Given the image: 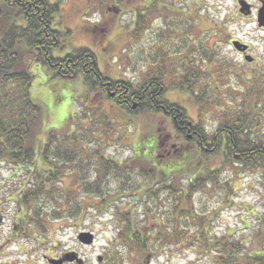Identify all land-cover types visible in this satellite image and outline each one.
I'll list each match as a JSON object with an SVG mask.
<instances>
[{"label": "rangeland", "instance_id": "1", "mask_svg": "<svg viewBox=\"0 0 264 264\" xmlns=\"http://www.w3.org/2000/svg\"><path fill=\"white\" fill-rule=\"evenodd\" d=\"M50 1L59 3L57 14L61 15L63 26L70 31V47L74 44L75 47L90 48L100 69L110 78L136 82L145 76L151 65L174 71L171 79L174 81L180 73L177 69L182 71L193 67L196 72L200 70L196 86L199 99L181 91H169L167 97L186 108L189 118L207 132L215 131L232 107L243 104L248 110L259 96L264 99V33L254 17L240 14L236 0H156L146 28L137 31L139 35L133 38L130 37L135 28L133 13L143 0H123L115 7L110 4L112 0ZM98 22L99 26H96ZM233 39L250 46L248 54L254 58L251 63L233 48ZM68 49V46L56 48L52 54L61 56ZM31 71L34 78L30 95L42 110L41 140L52 129L67 132L71 124L67 118L75 114V120L92 124L96 139L91 146L100 144L104 155L118 161L131 154L130 144L136 143L141 133L137 127L146 131L147 126L151 130L150 126L155 125L158 133L173 135L171 146L183 144L170 131L169 122L164 118L133 116L116 106H113L114 110L98 92L85 97L89 91L80 80L51 77L42 66H33ZM167 84L172 86L170 80ZM102 108L107 110L111 123L113 119L120 123L108 129L105 122L109 120L103 118L99 111ZM84 113L87 116H83ZM149 142L154 143L152 136ZM190 153L184 150L179 160L183 161L184 171H188L191 177L196 174L204 179L209 172L205 163L216 170L215 179L204 182L200 189L192 192L195 211L211 216L214 235L241 244L235 264H249L252 258L247 261L246 257L255 251L262 252L263 256H260L261 261L252 264H264V244H260L264 231V180L261 171L239 172L226 165L221 166L222 157L219 155L211 157L208 162L205 159L199 161L195 166L201 167L192 171L193 164L187 161V157L192 155ZM87 156L81 158V165L86 169L84 176L92 180L99 171L95 160ZM195 159L200 160L201 157L196 155ZM37 165L46 167L41 158ZM64 177L63 182L57 179L51 183L52 188H56L54 194L40 195L32 204L24 205L18 199L31 188L29 171L18 169L6 160L0 163L1 259H6L7 264H138L128 252L123 253V244L117 236L120 226L115 214L126 208L123 198H117L109 205L101 204V196L84 194L79 183H72V175ZM100 177L105 178L106 190L114 193L117 189L116 174L108 172ZM130 177L131 184L137 182L135 174H130ZM183 183L190 184L186 179ZM61 186L71 191V199L66 201L68 204L59 191ZM73 199L82 205V212L68 219L63 215L65 209L73 204ZM36 210L38 214L34 215ZM54 212L62 217L54 218ZM81 232H90L93 241L90 244L80 242L78 235ZM200 252L193 247L170 250L148 257L139 264H213Z\"/></svg>", "mask_w": 264, "mask_h": 264}, {"label": "trees", "instance_id": "2", "mask_svg": "<svg viewBox=\"0 0 264 264\" xmlns=\"http://www.w3.org/2000/svg\"><path fill=\"white\" fill-rule=\"evenodd\" d=\"M155 1L143 0L133 13V18H136L131 38L137 37V31L146 28L147 18L155 10ZM122 2L112 0L109 3L115 7ZM163 4L166 5L165 2ZM58 11V1L0 0V163L6 160L30 173L31 188L18 199L20 204L30 205L40 195L54 194L53 180L63 182L64 176L72 175V183L80 184L79 189L84 194L101 196V204L109 205L117 198H123L126 208L115 214L120 226L117 236L123 244V253L128 252L138 264L155 254L186 247L201 251L213 264H235L241 244L214 235L211 216L197 213L191 198L192 192L200 189L204 182L215 179L216 170L205 163L209 171L207 176L204 179L196 174L191 177L188 171H184L179 156L184 150L191 152L187 161L193 164L192 171H195L201 167L195 166L199 161L205 159L208 162L211 157L219 155L222 157L221 166L226 165L239 172L261 171L264 180V99L259 96V100L248 110L243 104L232 107L224 114L221 125L212 133L207 132L189 118L186 108L167 97L169 91H181L199 99L196 86L200 70L196 72L191 66L192 69H177L180 73L174 81L171 80L174 71L151 65L145 76L136 82L110 78L100 69L97 57L90 48L75 47L73 42L70 47V31L63 26ZM67 46L66 53L53 56L54 49ZM33 66L45 67L54 78L80 80L89 91L84 94L85 97L91 92H98L114 110L113 106H116L133 116L164 118L169 122L170 131L183 144L177 146L172 143L171 146L173 135L158 133L155 125L150 126L151 130L147 126L146 131L137 127L141 133L136 143L130 144L131 154L118 161L104 155L100 144L91 146L96 139L92 124L75 120V114L67 118L71 121L67 132L52 129L41 140L42 110L30 95ZM169 80L172 86L167 84ZM99 111L103 118L109 120L105 122L108 129L120 123L114 119L111 123L106 109ZM83 116L87 115L84 113ZM123 123L126 121L123 120ZM134 128L135 125L132 126ZM150 136L154 138V143L149 142ZM82 155L95 160L99 173L92 180L84 176L86 169L81 165ZM196 155L201 159L196 160ZM39 158L46 167L37 165ZM108 172L117 176L114 193L106 190L105 178L100 177ZM130 174L137 176L136 183L131 184ZM183 179L190 184L185 185ZM61 187L59 191L65 198V204H68L66 201L71 199V191L66 186ZM74 199L73 204L65 209L63 217L66 215L68 219H73L82 212V205ZM161 209L165 210L161 212ZM37 214L38 210L34 215ZM59 215L53 213L54 218L62 217ZM262 223L264 226V217ZM260 244H264V231ZM214 252L216 256L212 255ZM260 256H263L262 252L255 251L246 258L247 261L252 258L249 262L252 264L261 261Z\"/></svg>", "mask_w": 264, "mask_h": 264}, {"label": "flooded vegetation", "instance_id": "3", "mask_svg": "<svg viewBox=\"0 0 264 264\" xmlns=\"http://www.w3.org/2000/svg\"><path fill=\"white\" fill-rule=\"evenodd\" d=\"M237 1V6H238V10L240 12V14H244L246 16H252L254 17L256 24L258 25L259 29L262 30V32L264 33V28L262 26H259V12L262 11V16L264 19V0H236ZM235 40V39H233ZM232 40V41H233ZM241 42V41H240ZM243 43V42H242ZM250 50V46L247 45V50L244 53H240L242 56L246 55L249 53ZM194 133H196L194 131ZM3 251V248H2ZM5 253V252H4ZM5 255H7L5 253ZM4 256V254H3ZM2 256H0V264H7L6 259H1ZM10 264V263H8Z\"/></svg>", "mask_w": 264, "mask_h": 264}, {"label": "water", "instance_id": "4", "mask_svg": "<svg viewBox=\"0 0 264 264\" xmlns=\"http://www.w3.org/2000/svg\"><path fill=\"white\" fill-rule=\"evenodd\" d=\"M259 26L264 27V19L262 16V11L259 12ZM264 41V38H263ZM232 45L234 46V48L238 51L241 52H245L247 49V45L240 43L239 41H233ZM263 53H264V47H263ZM245 60L248 62H251L253 60V58L250 55H245ZM78 240L84 244H90L93 241V235L90 232H81L78 235Z\"/></svg>", "mask_w": 264, "mask_h": 264}]
</instances>
